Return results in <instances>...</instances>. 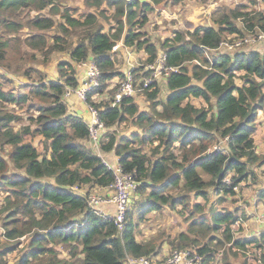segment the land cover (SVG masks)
<instances>
[{
    "label": "trees",
    "instance_id": "obj_1",
    "mask_svg": "<svg viewBox=\"0 0 264 264\" xmlns=\"http://www.w3.org/2000/svg\"><path fill=\"white\" fill-rule=\"evenodd\" d=\"M164 1L169 0H85L95 11L79 18L67 14L59 30L49 34L55 20L43 12L56 8L57 0H0V67L13 68L10 48L20 51L24 44L33 51L44 50L49 38L53 43L48 51L69 56L60 61L56 79L42 76L31 80L39 69L22 67L28 80L22 81L20 89L11 85L13 77L0 70V190L5 193L0 215H5L3 236L18 239L0 242V264H131L134 258L158 253L156 240H139L136 229L146 212L161 211L165 206L173 210L181 206L178 211L182 214L189 208L188 230L171 242L173 247H195L199 245L195 233L210 230H222L232 245L264 243V231L260 237L235 239L232 226L242 219L236 210L209 208L214 203L212 192L220 194L216 202L222 203L227 195L236 194L235 187L242 182L258 178L257 168L264 164V154L258 153L253 135L259 124L258 111L264 109V52H211L228 36L241 37L244 29L238 18L243 17L245 26L261 35L264 12L244 11L243 3L224 6L213 18L219 26L177 30L176 36L158 46L142 28L149 11ZM108 6L115 8L117 24L106 30ZM117 41L146 51V63L155 62L164 51L167 65L178 67L137 94L154 101L162 90L169 91L165 99L157 101L161 108L155 102L140 109L134 96L116 106L108 99L92 98L93 94H111L114 81L123 79L131 67H117L118 56L125 57L124 49L113 51ZM31 55L36 57V53ZM90 58L103 75L83 103L87 109L94 102L100 120L107 124V140L101 148L114 152L124 171L141 181L122 229L113 215L96 213L87 194L77 190L108 188L115 179L113 169L92 147L88 116L67 103V87L77 88L83 75L77 76L75 64ZM149 73L142 65L134 68L135 78L140 80ZM192 98L207 105L197 106ZM123 122L135 128L118 133ZM27 136H40L42 150ZM7 146L6 156L2 152ZM259 195L262 200L264 190ZM25 235H29L26 249L11 263L7 254ZM214 240L223 241L215 235L198 248L206 260L214 256ZM61 249L68 255L62 256ZM257 262L254 264L262 263Z\"/></svg>",
    "mask_w": 264,
    "mask_h": 264
},
{
    "label": "rangeland",
    "instance_id": "obj_2",
    "mask_svg": "<svg viewBox=\"0 0 264 264\" xmlns=\"http://www.w3.org/2000/svg\"><path fill=\"white\" fill-rule=\"evenodd\" d=\"M239 3L244 4L241 7V9L244 11L264 12V0H183L179 3H173V0H169L168 2L164 1L160 4H155L154 9L149 11L148 22L146 25H144L142 30L147 33V36L152 41L160 46L161 42H164L167 38H170L174 31H192L201 25H212L214 23L219 26V24L216 23V20L213 19L216 14V10L224 6L234 7ZM56 4V8L48 7L43 12L44 14L50 15L55 20V23L51 27L53 29L48 32L49 34H54L57 30H59V25L66 22L67 20L65 17L67 14L72 15L75 18H79L84 16L86 12L95 11L94 8H91L86 4L85 0H57ZM108 9L109 10H106V13L110 16V19H108V24L105 27L106 30H109V28L117 24V19L114 15L115 8L113 6H108ZM164 9L166 11H164ZM35 14L36 12H30V15ZM221 17L222 15H220L218 18ZM243 21V17L237 19L240 27L244 29V33L241 34V37L231 38L234 36H228V39L222 43L218 50H213L211 52L222 51L225 53H235L238 51L254 50L263 53L264 38L259 36L260 31H253L247 28ZM24 35L25 32L22 34V37ZM236 41H240L241 43L237 45L235 44ZM52 43V39L49 38L48 47H46L44 50L33 51L32 48L24 44L22 45V49L20 51L10 48L9 58L11 63H13V68L10 70H5V68L2 66L0 67V70H5L4 73L14 78L13 84L11 85H16L20 89L22 81L28 80L26 75L23 74V70H21V68L28 67L29 65L36 66L39 69V73L32 74L31 80L37 81L38 79L42 78V76L45 77L46 80L50 78H57L59 75L60 61L69 59V56L67 53L62 51H48L49 45ZM211 52L209 53L211 54ZM32 53H36L35 58L32 57ZM131 63L135 66L142 64L144 66L146 63V52L141 49L137 50L134 47L133 58L128 59L126 56L123 57V55L121 58H119L118 56V68L124 69ZM17 65L20 67V71L14 69ZM75 65L77 67V76H79L82 73V69L79 68L78 64ZM236 73L237 75H241L242 71H237ZM116 81L117 79L114 82ZM236 81L238 83L242 82L240 77H236ZM22 89L25 90L26 88L23 87ZM162 91L163 92H160L159 97L154 101L148 100L143 94H139L134 97L140 109H148V106L157 102L159 98L161 100L166 98L169 91ZM192 100L197 106L207 105L206 102L202 101L201 99L192 98ZM156 106L161 108V105L158 102ZM24 112L25 109L23 110L22 114ZM24 116L27 117V114ZM257 119L259 124L253 135L255 137L257 151L263 155L264 109L258 111ZM133 128L135 127L130 122H123L118 126V133L127 132ZM27 139L32 141L33 144L42 150L40 136H27ZM146 149H149V147H146ZM8 150L9 146H7L6 150H3L2 153L7 156ZM105 157L109 161H112L107 157L106 154ZM257 172L258 178H250L242 182L236 188V194L227 195V199L222 203L216 202L220 194L212 192L211 196V199L214 203H211L209 208H212L213 205H215L218 206L219 209H233L236 210L237 214L242 217L241 220L237 221L232 226L235 239H239L241 241L245 240L246 238L260 237L261 233L264 231V220L259 218L261 212L264 210V200H260L259 198V193L264 190V164L257 168ZM88 189V186H84L82 188L84 191ZM82 190H80V192H83ZM90 190L106 195L100 187H95ZM4 196L5 193L0 190V207L2 205ZM132 196H134L132 199V204L134 205V201L138 197L137 191H134ZM198 200L204 202L202 198H198ZM180 207L181 206H179L178 209H180ZM178 209L173 210L168 206H165L161 211L146 212L147 214L144 215V220L140 222L139 227L136 229V236L139 240H156V243L158 244V253L157 255L153 256L154 264H163L169 251L171 249L179 248L173 247L171 242L176 241L178 235L181 232L188 230L189 221L186 217L189 215V208L186 211L184 209V214L179 212ZM244 213L247 217L244 216ZM263 213L264 212H262V214ZM197 214L198 213L195 215ZM4 217V214L0 215V242L14 243L18 239H6V237L3 236V224L5 223ZM208 220L210 221L211 218L209 217ZM189 233L191 234V231ZM195 234L199 238V245H196V248H199V246L201 247V245H203L205 242H210L212 237L215 235L218 238L223 239L221 244L216 240L212 242V246L215 250L214 256L209 260H206V258L203 256L202 264H225L226 261H230L232 264H254L258 263V260H261V264H264L263 242H260L258 245L255 242H252L242 247L232 245V242L226 240L222 234V230L215 232L210 230L206 234ZM19 239L21 240L20 244H18L14 250H11L7 254V257L11 263L17 261L26 249L29 235H25ZM60 251L62 256L68 255L66 249H61Z\"/></svg>",
    "mask_w": 264,
    "mask_h": 264
},
{
    "label": "built area",
    "instance_id": "obj_3",
    "mask_svg": "<svg viewBox=\"0 0 264 264\" xmlns=\"http://www.w3.org/2000/svg\"><path fill=\"white\" fill-rule=\"evenodd\" d=\"M164 11L166 10L164 9ZM175 35L176 32L174 31L171 36ZM259 36L264 37V31ZM240 43V41L235 42L237 45ZM112 49L113 51L124 49L125 56L128 59L133 58L134 51H132L129 46L124 45L122 41H117ZM129 65H131V67L127 71L126 76H124L123 79H118L113 86L110 87H115L111 94H93L92 98L95 100L108 99L112 106L119 105L125 97L136 96L145 88L153 84L158 78L166 76L170 71H176L178 69L177 66L167 65L165 53L160 54L155 62L144 64V70H148L150 73L149 75H145L141 80L135 78V65L132 63ZM78 66L82 69L83 73L80 77V85L77 88L67 87L66 90L67 103H69L68 106L70 108H73L74 95H77L79 99L87 103L89 92L100 85L103 75L102 70L92 58L79 63ZM87 111L89 113V138L92 142V147H94L96 153L102 157L103 162L113 169L115 179L111 187H108L113 189V192H110L109 194L104 195L97 191H82L87 194L88 204L96 213L105 214V211L100 206L101 203L115 204V213H110L109 215L114 216L115 222L118 224L119 228L122 229L126 213L132 206L131 196L134 191L138 190L141 181L136 179L133 173L125 172L119 162L112 163L106 159L102 153L101 144L103 140H107L104 135L107 131V124L100 120L99 109L94 105V102L88 103ZM226 181L230 182V179L227 178ZM236 188L237 187H235V189ZM77 189L81 190V188ZM261 218L264 220V213ZM153 256L154 255L140 256L131 261L132 264H154ZM202 262L203 255L198 251V248L185 247L171 249L163 264H202Z\"/></svg>",
    "mask_w": 264,
    "mask_h": 264
},
{
    "label": "crops",
    "instance_id": "obj_4",
    "mask_svg": "<svg viewBox=\"0 0 264 264\" xmlns=\"http://www.w3.org/2000/svg\"><path fill=\"white\" fill-rule=\"evenodd\" d=\"M79 108L81 110H83L84 112V116L87 118V116L89 117V113L87 112V109L85 107V104L83 103V101L81 99H79V97H77V95H74L73 97V108ZM72 108V109H73ZM85 110H86V113H85ZM105 135V134H104ZM106 136V135H105ZM107 139V137L105 138ZM104 153L107 155V157L109 159L112 160L113 163H116V162H119V157L114 153V152H105ZM110 189L111 188H102L101 187V190H103L105 192V194H109L110 193ZM111 192H113V189H111ZM262 200H264V197L262 198ZM101 208L108 214H113V212L115 213V204L113 203H102L101 204Z\"/></svg>",
    "mask_w": 264,
    "mask_h": 264
},
{
    "label": "clouds",
    "instance_id": "obj_5",
    "mask_svg": "<svg viewBox=\"0 0 264 264\" xmlns=\"http://www.w3.org/2000/svg\"><path fill=\"white\" fill-rule=\"evenodd\" d=\"M175 32H177V31H175ZM176 36V35H175ZM170 37H174V36H170ZM126 46H128V45H126ZM130 48H131V50L132 51H134V48L132 47V46H129ZM146 52V51H145ZM162 53H164V51L163 52H161L160 54H162ZM159 54V55H160ZM158 55V56H159ZM147 56H148V54H147V52H146V58H147ZM142 66H143V64H142ZM106 137V136H105ZM102 146V145H101ZM103 151V150H102ZM103 153V155L105 156V153H104V151L102 152ZM119 160V159H118ZM112 162V161H111ZM113 163V162H112ZM78 190V189H77ZM81 190H82V188H81ZM78 191H80V190H78ZM130 262H131V264H132V261L130 260Z\"/></svg>",
    "mask_w": 264,
    "mask_h": 264
}]
</instances>
